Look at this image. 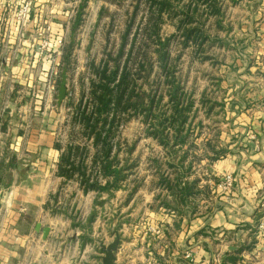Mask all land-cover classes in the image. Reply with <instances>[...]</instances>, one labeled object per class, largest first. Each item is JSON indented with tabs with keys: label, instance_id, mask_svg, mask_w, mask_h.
<instances>
[{
	"label": "rangeland",
	"instance_id": "obj_1",
	"mask_svg": "<svg viewBox=\"0 0 264 264\" xmlns=\"http://www.w3.org/2000/svg\"><path fill=\"white\" fill-rule=\"evenodd\" d=\"M30 1L31 8L42 16L31 27L39 52L44 51L40 49L38 31L52 23L63 27L59 49L62 60L55 66L52 59L53 69L41 80L42 68L22 62L24 57L30 56L19 52L17 47L2 48L5 50L0 52L2 147L17 144L19 137L29 140L39 131L54 136L55 144L88 146L93 153V144L77 127L74 114L83 89L89 88L91 79L96 78L94 67L105 61L114 67L123 47L122 66L130 58L131 107L119 119L112 145L113 156L118 154L121 166L130 168L126 171L123 189L116 191L113 199L119 208L118 222H122L120 214H131L125 218L127 225L123 227L128 230L126 237L134 234L140 237L149 211L162 208L167 213L161 201L155 200L158 195L164 199L167 194L155 184V159L165 171L169 161H173L172 154L188 155L185 173L189 174V181L200 179L204 193L189 200L183 209L187 210V215L190 211L192 218L207 220L222 208L221 197L225 191L219 184L230 174L217 177L218 187L215 188L212 166L218 160L212 161L211 147L222 150L220 156L227 151L224 158L240 153L242 110L264 109V73L257 68L264 60L260 51L264 43L261 36L264 22H260L264 17V0H217L218 13H212L213 0L199 1V7L196 0H171L173 7L164 12L163 17L158 16L156 6H151L155 0H46L38 7L34 5L36 0ZM10 2L5 11L13 14L16 4ZM189 4L191 10L186 16L183 11H188ZM191 18L195 20L190 22ZM1 23L6 24L0 20ZM190 29L195 32L186 43L185 35ZM196 34L201 35L199 41L194 39ZM49 41L52 44L53 38ZM48 52L52 53L53 48L46 50ZM68 53L67 64L63 57ZM14 66L18 70L13 69ZM65 69L68 72L67 97L58 104ZM176 86L185 94V106L193 103V107L187 113L183 131L184 136L189 132L187 143L172 149L174 142L163 145L153 137L152 125L158 122L153 116H159L166 126L176 119L170 109L173 106L170 92ZM152 99L154 103L150 102ZM8 107L13 109L10 115L3 111ZM191 163L193 166L189 168ZM134 187L138 190L133 193ZM165 199L172 201V197ZM204 233L211 238L216 235L214 230Z\"/></svg>",
	"mask_w": 264,
	"mask_h": 264
},
{
	"label": "crops",
	"instance_id": "obj_2",
	"mask_svg": "<svg viewBox=\"0 0 264 264\" xmlns=\"http://www.w3.org/2000/svg\"><path fill=\"white\" fill-rule=\"evenodd\" d=\"M9 1H0V20L6 22L0 24V52L17 47L30 56L22 62L42 68L40 79L45 80L44 74L53 69L52 59L60 65L61 52H39L31 27L42 16L35 9L22 40L13 14L5 11ZM45 1L36 0L34 5L43 6ZM51 25L53 31L63 32L60 24ZM262 48L264 43L260 46L264 59ZM257 68L264 73V60ZM3 111L10 115L13 109ZM243 111L241 152L212 166L216 177L232 174L236 180L234 188L223 192L222 208L207 220L192 218L190 211L187 215L186 206L171 213L151 210L140 237H126L128 212L120 214L125 224L119 226L116 191L85 193L77 176L67 179L59 174L62 150L54 136L37 131L8 148L0 144V264H99L102 246L111 244L117 234L121 243L114 264H264V109ZM45 227L50 228L47 239ZM205 230L216 235H198Z\"/></svg>",
	"mask_w": 264,
	"mask_h": 264
},
{
	"label": "trees",
	"instance_id": "obj_3",
	"mask_svg": "<svg viewBox=\"0 0 264 264\" xmlns=\"http://www.w3.org/2000/svg\"><path fill=\"white\" fill-rule=\"evenodd\" d=\"M171 0H155L153 7L158 8V16L163 17V13L168 11L171 7ZM196 6L199 1L196 0ZM194 1V2H196ZM193 2V3H194ZM212 13H218L217 0H213ZM199 7V6H198ZM191 10V4L188 5V11L183 13L188 16ZM199 11L198 8L196 12ZM195 19L191 18L189 21L193 22ZM188 23V22H187ZM194 29L188 31L186 34V43L192 39ZM159 33V32H157ZM61 32L53 31L52 33V48H57V37ZM199 34V33H197ZM195 36V41H199L201 35ZM124 54V48L120 50L117 63L114 67L110 66L109 61L101 63L98 67H94V74L96 78L91 79L90 85L87 89H83L81 101L74 114L75 123L85 133L87 140L91 141L94 147V152L91 153L88 146H76L74 143L67 147L56 144V147L62 150L59 174L67 179L78 177L79 183L85 193L88 192H107L119 191L123 189L126 183V171L130 168L121 166L118 160V154L113 156V139L115 131L118 127L119 119L125 115L130 109L131 95H129V59L122 66L121 58ZM64 62L69 63L70 53L64 57ZM166 65V63H165ZM179 86L175 87L173 92H170L173 115L176 119L171 122L170 126L163 125L159 116H153L158 122L153 124V137L158 139L163 145H169V141L174 142L171 148L174 149L179 144L187 143V136L183 135L187 123V113L191 111L193 103L185 106V94L181 91ZM87 100V101H86ZM86 101V103H85ZM154 103V99L150 100ZM171 107V106H170ZM168 121V120H167ZM116 128V129H115ZM169 131V132H168ZM79 133V132H78ZM77 133V134H78ZM75 133V135H77ZM175 140V141H174ZM181 150H178L180 152ZM213 153L212 161H217L225 157L227 151L221 155V151L214 146L211 147ZM171 154V153H170ZM224 156V157H223ZM173 161L167 164L168 170H162L161 164H158L155 159L156 173L154 174L157 182L156 186L165 191L167 194L165 198L172 197V201L164 200L161 195L155 197V200H160L161 204L167 208L168 211L177 212V207H185L188 205L190 199H197L198 196L204 192L200 188V179L189 181L185 173V166L187 156H179V154H172ZM187 157V158H186ZM177 161V162H176ZM193 163L189 165V168ZM136 167V166H135ZM133 169V167H132ZM217 177L215 188L218 187ZM138 190L134 187L133 193ZM173 202V203H172ZM158 211L157 209H154ZM194 213V212H193ZM121 227L122 222H119ZM199 236L206 235L204 231L198 233Z\"/></svg>",
	"mask_w": 264,
	"mask_h": 264
},
{
	"label": "built area",
	"instance_id": "obj_4",
	"mask_svg": "<svg viewBox=\"0 0 264 264\" xmlns=\"http://www.w3.org/2000/svg\"><path fill=\"white\" fill-rule=\"evenodd\" d=\"M15 4L16 7L14 9V20L17 24V26L19 27V35L21 37H25V34L27 33L29 26H30V22H31V12H32V8H31V1L30 0H22V1H18L15 0ZM53 33V29L51 26L46 27L44 30H39L38 34H39V45H40V49L41 51H46V50H50V48L52 47L51 41H49L51 35ZM63 41V35L62 33L57 37V48H54L53 51H59L61 44ZM235 177L233 175H227L225 176L221 183L219 184V187L221 189H223L225 192H228L229 190H231L234 185H235ZM264 227V225H263ZM153 231H155V229H152ZM0 231H1V227H0ZM190 256V255H189Z\"/></svg>",
	"mask_w": 264,
	"mask_h": 264
},
{
	"label": "water",
	"instance_id": "obj_5",
	"mask_svg": "<svg viewBox=\"0 0 264 264\" xmlns=\"http://www.w3.org/2000/svg\"><path fill=\"white\" fill-rule=\"evenodd\" d=\"M67 83H68V72L65 69L62 76V82L59 89V95H58V104H61L62 101L67 97ZM41 224L38 225V230L40 231ZM50 233V228L45 227L43 228V238L47 239L48 235ZM121 243V238L117 235L116 239L109 244L108 246H102V251L104 253L102 257V264H114L116 252L119 249ZM232 250L234 247L231 248Z\"/></svg>",
	"mask_w": 264,
	"mask_h": 264
}]
</instances>
